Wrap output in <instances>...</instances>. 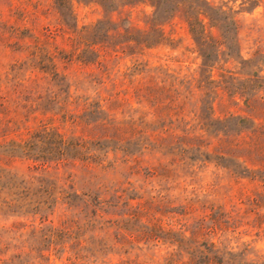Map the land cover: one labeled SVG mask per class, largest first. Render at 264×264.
Masks as SVG:
<instances>
[{
	"label": "trees",
	"instance_id": "obj_1",
	"mask_svg": "<svg viewBox=\"0 0 264 264\" xmlns=\"http://www.w3.org/2000/svg\"><path fill=\"white\" fill-rule=\"evenodd\" d=\"M53 1L58 12L54 27L46 25L39 33L27 30L18 38L19 26L8 25L7 44L26 52L12 68L28 70L30 103L22 130L0 125V156L31 159L35 169L47 174L25 178L0 165V209L38 213L43 221L59 199L66 203L69 211L57 223L32 229L30 250L47 264L51 254L61 264H223V255L233 252L215 238L217 216L204 210L196 215L191 198L171 204L165 196L125 195L114 186L77 190L45 169L52 162L110 164L109 153H120L132 172L139 173L140 158L148 152L158 159L147 165L150 176L169 178L176 167L196 160L229 159L239 176L264 187V48L258 45L244 56L235 11L208 0H147L153 9L146 25L136 28L111 18L78 25L74 0ZM76 1L112 11L130 3ZM177 14L186 21L192 51L200 58L193 75L140 59L146 50L171 40L164 23ZM58 33L62 44L56 41ZM58 53L66 60L95 64L98 82L112 80L107 107L100 99L72 94L66 73L58 70ZM123 56L131 58V65L112 77V63ZM44 78L45 87L39 83ZM223 94L233 101L239 96L248 113L217 114L215 101ZM0 97V107L6 109L5 96ZM130 99L140 111L117 115V108ZM256 202L264 203V189ZM150 245L165 247L158 261L127 254L133 247ZM112 253L120 256L112 260ZM30 257L29 252L16 253L0 264H31Z\"/></svg>",
	"mask_w": 264,
	"mask_h": 264
},
{
	"label": "rangeland",
	"instance_id": "obj_2",
	"mask_svg": "<svg viewBox=\"0 0 264 264\" xmlns=\"http://www.w3.org/2000/svg\"><path fill=\"white\" fill-rule=\"evenodd\" d=\"M208 1L235 11L239 24L238 37L244 56H249L258 45L264 48V0H257L254 5L248 0ZM72 9L78 25H89L100 18H111L120 26L129 24L136 28L146 25V16L153 7L147 0H130V3H120L112 11L109 8L103 9L95 2L74 0ZM57 23L58 12L53 0H0V95L6 98V109L0 107L1 126H20L22 130L30 103L26 95L31 82L27 79L28 70L12 68L14 62L19 63L26 58V52L21 50L22 47L16 48L13 42L7 44V36L11 31L8 25L19 26L16 32L19 38L27 30L39 33L44 26L54 27ZM164 29L171 40L167 39L165 43L146 50L140 59L147 60L150 66L168 67L180 75L195 74L200 58L192 51L194 42L183 16L177 14L165 22ZM56 41L58 44L64 43L59 33ZM56 62L58 70L66 73L73 95H88L90 99H100L103 106L107 107L110 101L108 97H112L113 82L108 79L105 83L98 82L94 77L98 71L95 64H85L75 58L66 60L59 53ZM112 64L114 66L111 76L115 77L131 65V58L123 56ZM39 83L45 87L47 78L41 79ZM128 101L117 108V115H127L133 111L137 114L142 108L134 99ZM215 110L219 115L228 111L248 113L239 96L233 101L227 94L217 98ZM66 129L81 132L76 127ZM211 138L216 140L214 136ZM156 157L157 155L148 152L143 154L140 158L143 169L139 173L132 172L128 166L130 162H124L120 153L116 156L109 153L110 164L52 162L45 170L49 175L59 178L60 182L64 181L67 188L68 183L72 182L77 190L114 186L119 191L124 189L125 195L165 196L164 200H169L171 204H179L191 198L198 207L196 215L207 211L217 216L218 232L215 238L219 236L221 246L233 252L223 255V264H264V203L256 202L263 186L245 176H239L232 169L235 166L234 160L229 159L196 160L176 167L169 178L150 176L146 173L147 165L157 163ZM166 159L161 158L163 161ZM0 165L25 178L47 174L40 168L35 169L34 162L23 156H0ZM68 211L62 199H59L53 211L43 221L38 213L22 214L0 209V260L8 259L16 253L29 252L31 264H47L43 259L35 257V252L30 250L33 241L32 229L49 222L57 223ZM164 251L163 245H150L133 247L127 254L158 261ZM119 256L118 253H112L111 259L115 260ZM61 262L54 254L50 255L49 264Z\"/></svg>",
	"mask_w": 264,
	"mask_h": 264
}]
</instances>
